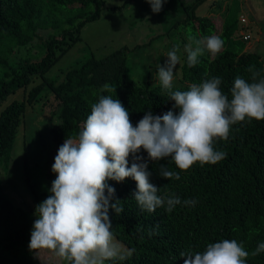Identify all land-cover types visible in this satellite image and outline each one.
Segmentation results:
<instances>
[{
  "label": "trees",
  "instance_id": "16d2710c",
  "mask_svg": "<svg viewBox=\"0 0 264 264\" xmlns=\"http://www.w3.org/2000/svg\"><path fill=\"white\" fill-rule=\"evenodd\" d=\"M204 1L207 0H196L193 7ZM104 8L106 0H0V103L19 89H24L25 95L11 100L0 111V167L28 107L44 112L47 104H56L51 105L53 121L49 125L53 144L51 162L65 139L78 138L91 114V105L101 95L119 99L129 110L133 126L149 108L154 115L179 111L173 108L175 102L168 99L160 84L140 85L128 79L126 46L103 57L90 56L82 65L67 70L61 81L45 77L56 61L81 39L84 26L99 19ZM183 21L188 37L217 35L224 45L215 56L205 51L191 68L187 65V53L182 65L183 84L173 87V91H186L193 83L220 77V89L231 99L230 90L236 77L251 82L250 66L254 65L264 77L262 54L248 50L247 40L241 34L247 27L241 22L238 0L220 19L205 13L198 15L193 10ZM42 31H48L47 36ZM20 49L26 53L17 57ZM39 77L41 81L29 88L34 78ZM105 83L115 91L102 92ZM214 147L224 151L226 158L216 164L196 163L187 171L177 168L170 157L148 162L150 182L158 187L157 194L164 197L174 194L181 199L182 203L171 213L166 206L155 212L142 210L133 196L137 188L131 177L122 182L108 181L124 208L120 215L109 210L111 230L134 252L125 261L106 264H184L180 252L189 249L203 252L209 243L223 239L242 242L249 253L264 243V120L246 119L232 125L228 140H218ZM140 155L148 159L147 152L142 150ZM131 162L130 157L129 167ZM161 165L178 172L180 179L162 177ZM28 184L39 204L43 194L37 193L29 180ZM185 200L197 203L194 207L184 205ZM36 219L33 209L14 203L0 178V264H64L50 251H41L37 256L29 250ZM247 264H264V252L249 255Z\"/></svg>",
  "mask_w": 264,
  "mask_h": 264
},
{
  "label": "clouds",
  "instance_id": "9594fccd",
  "mask_svg": "<svg viewBox=\"0 0 264 264\" xmlns=\"http://www.w3.org/2000/svg\"><path fill=\"white\" fill-rule=\"evenodd\" d=\"M154 13L162 10L167 0H147ZM187 65L194 67L205 51L212 56L223 48L217 35L197 39L190 36ZM159 65L156 76L173 108L163 115H154L149 108L133 126L129 110L119 99L101 95L91 105L77 139H65L54 157L52 171L56 178L49 189L51 195L35 209L38 217L33 223L29 250L39 256L50 251L68 264H106L125 261L134 252L116 240L112 232L109 210L116 215L124 212L115 188L108 181L122 182L131 177L137 190L133 193L142 210L155 212L165 207L171 213L181 204L176 195L160 196L158 187L150 182L149 161L171 158L176 167L187 171L194 164H216L226 158L214 143L227 141L231 126L248 120H264V77L255 66L249 67L251 82L236 77L230 90L231 99L220 89V77L193 83L186 91H173V78L180 56L174 46ZM101 91H115L105 83ZM59 124V122L55 123ZM147 152L146 160L140 153ZM131 166L129 167V158ZM159 174L167 179H180L178 172L161 165ZM197 201L185 200L184 205L195 206ZM264 252V243L249 253L243 243L223 239L209 243L203 252L191 249L179 253L184 264H247L249 255Z\"/></svg>",
  "mask_w": 264,
  "mask_h": 264
},
{
  "label": "rangeland",
  "instance_id": "374dc122",
  "mask_svg": "<svg viewBox=\"0 0 264 264\" xmlns=\"http://www.w3.org/2000/svg\"><path fill=\"white\" fill-rule=\"evenodd\" d=\"M233 1L207 0L194 8L196 0H167L162 10L154 13L147 0H106V8L100 18L84 26L81 39L56 61L45 77L61 81L67 70L82 65L90 56L103 57L126 46L129 53L128 79H134L140 85H159L156 76L158 66L165 64L167 52L175 46L180 62L174 72L173 87H178L183 84L182 65L188 53L186 49L189 45L193 47L183 19L193 14V10L198 15L205 13L220 19V16L228 12ZM238 1L240 19H245L243 26L247 27L241 30V34L244 36L249 31L252 36L246 39L247 49L261 53L264 58V0ZM47 34L48 31H42V35ZM21 53L26 52L20 49L16 56ZM41 79L34 78L29 88ZM24 96V89L10 94L0 103V111L11 100L22 99ZM51 105L56 106L50 102L44 112L27 108L14 143L4 155L0 167L5 192L15 204L33 209L34 213L38 203L28 180L37 193L43 194L42 202L51 195L49 189L57 175L52 171L54 162L50 161L53 148L49 130L53 121ZM116 240L130 248L123 241ZM64 264L68 262L64 261Z\"/></svg>",
  "mask_w": 264,
  "mask_h": 264
},
{
  "label": "built area",
  "instance_id": "2783aa9c",
  "mask_svg": "<svg viewBox=\"0 0 264 264\" xmlns=\"http://www.w3.org/2000/svg\"><path fill=\"white\" fill-rule=\"evenodd\" d=\"M244 21H245V19L241 18V22L243 23V25H244ZM248 38H251V33L250 32H246V34L244 35V39H248Z\"/></svg>",
  "mask_w": 264,
  "mask_h": 264
}]
</instances>
